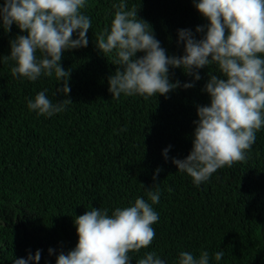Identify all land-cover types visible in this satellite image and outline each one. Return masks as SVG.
I'll return each mask as SVG.
<instances>
[{"label": "clouds", "instance_id": "1", "mask_svg": "<svg viewBox=\"0 0 264 264\" xmlns=\"http://www.w3.org/2000/svg\"><path fill=\"white\" fill-rule=\"evenodd\" d=\"M85 5L86 0H3L0 27L10 31L15 23L26 33L9 41L4 59L15 62L11 75L36 81L55 74L62 82L56 93L67 96L70 69L61 60L65 50L88 45L92 21L81 11ZM180 5L170 15L186 10L198 24L196 34L177 30L178 46L161 47L149 22L138 17V7L128 9L125 0L114 5L110 27L96 34L95 44L104 57L114 55L111 63L117 67L108 77L112 98L167 96L178 87L194 86L170 80L178 72L204 84L209 103L196 107L192 148L185 158H172L177 170L187 173L193 195L188 185L177 197L171 189L145 187L130 206L92 207L75 216L77 243L58 253L55 264H226L228 259L238 264L234 243L264 246V223L254 218L261 220L258 210L264 206V166L259 163L264 160V0H184ZM202 21L207 24L200 25ZM197 33L203 35L197 38ZM212 65L219 71L210 70ZM46 92L27 100V107L51 117L73 102L64 98L53 103ZM256 148L260 155L253 154ZM167 153L168 148L165 159ZM225 176L240 180L235 191L243 192L245 201L243 212L224 214L221 233L216 230L221 220L214 221V209L203 200L202 190ZM162 197L170 201L158 212ZM187 240L199 250L185 249ZM40 258L36 250L13 264Z\"/></svg>", "mask_w": 264, "mask_h": 264}, {"label": "trees", "instance_id": "2", "mask_svg": "<svg viewBox=\"0 0 264 264\" xmlns=\"http://www.w3.org/2000/svg\"><path fill=\"white\" fill-rule=\"evenodd\" d=\"M182 1L125 0L128 9L138 7V17L149 22L164 49L178 46V29H191L196 34L198 23L186 10L179 16L170 15ZM119 2L86 0L81 11L92 21L88 45L65 50L61 60L62 66L70 69L71 92L67 96L56 93L62 82L55 74L42 75L36 81L11 75L15 62L4 59L10 53L9 41L26 33L20 32L15 23L10 31L0 27V264H13L36 250L41 252L40 260H29L28 264H55L58 253H67L77 243L75 216L92 207L109 210L130 206L145 187L171 189L169 192L177 197L188 185L193 195L187 173L177 170L172 158L183 159L189 154L193 121L198 119L196 107L207 105L209 96L202 91L204 84L178 72L176 78L170 75V80L192 82L194 86L178 87L167 96L111 97L108 77L117 67L111 63L114 55L104 57L95 39L110 27L114 5ZM202 35L197 33V38ZM179 45L182 55L183 42ZM140 55L143 53H137ZM37 58L41 53L37 52ZM210 70L219 71L215 65ZM45 89L53 103L64 98L73 102L51 117L30 110L27 100ZM166 148L168 159L163 154ZM253 154L260 155L259 149ZM259 163L264 166V160ZM158 167L162 170L156 174ZM239 181L225 176L202 190L203 200L210 201L214 209V221L221 220L216 227L221 233L224 214L244 211L245 194L235 191ZM169 201L162 197L158 212ZM258 214L261 220L254 218L264 223V206ZM183 247L197 245L187 240ZM233 249L238 264H264V246L236 242ZM226 264H231L229 259Z\"/></svg>", "mask_w": 264, "mask_h": 264}]
</instances>
